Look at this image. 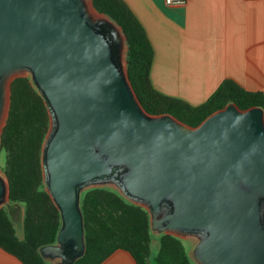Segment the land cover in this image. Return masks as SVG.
<instances>
[{
    "label": "water",
    "instance_id": "1",
    "mask_svg": "<svg viewBox=\"0 0 264 264\" xmlns=\"http://www.w3.org/2000/svg\"><path fill=\"white\" fill-rule=\"evenodd\" d=\"M122 27L93 0H0V150L12 85L31 78L50 115L45 189L61 215L51 264L87 252L82 194L109 187L145 208L157 235L197 264H264V109L230 103L199 126L149 114L132 85ZM0 168V209L22 232Z\"/></svg>",
    "mask_w": 264,
    "mask_h": 264
},
{
    "label": "trees",
    "instance_id": "2",
    "mask_svg": "<svg viewBox=\"0 0 264 264\" xmlns=\"http://www.w3.org/2000/svg\"><path fill=\"white\" fill-rule=\"evenodd\" d=\"M96 9L118 23L128 41V68L132 85L149 114H171L181 122L199 126L230 103L246 110L264 109V92L248 91L225 80L202 105L165 95L153 85L151 72L155 51L148 33L125 0H93ZM50 127V115L31 78H18L12 85V103L0 152L6 153L3 169L10 183L12 204L24 210L20 232L7 208L0 209V248L24 264H51L40 248L57 242L61 215L45 189L42 148ZM86 254L75 264H102L118 250L128 251L137 264H195L185 241L162 234L155 237L148 211L109 188H94L82 194ZM157 254L152 256L153 244Z\"/></svg>",
    "mask_w": 264,
    "mask_h": 264
},
{
    "label": "crops",
    "instance_id": "3",
    "mask_svg": "<svg viewBox=\"0 0 264 264\" xmlns=\"http://www.w3.org/2000/svg\"><path fill=\"white\" fill-rule=\"evenodd\" d=\"M152 42L151 72L161 93L204 104L225 80L264 92V0H125ZM0 264H24L0 248ZM102 264H137L125 250Z\"/></svg>",
    "mask_w": 264,
    "mask_h": 264
},
{
    "label": "rangeland",
    "instance_id": "4",
    "mask_svg": "<svg viewBox=\"0 0 264 264\" xmlns=\"http://www.w3.org/2000/svg\"><path fill=\"white\" fill-rule=\"evenodd\" d=\"M5 164H6V153H5V152H0V168H1V169H4ZM152 233H153V235H154L155 237H159V236H160V235L155 234L154 232H152ZM184 241H185V245H186V247H187V249H188V251H189V255H190V257H191V253H192L193 250H194L193 244H191L190 242H188V241H186V240H184ZM158 249H159V244H158V242L155 241V243L153 244V247H152V256H153V257L157 254ZM191 259H192V261H193L195 264H197V262L194 260L193 257H191Z\"/></svg>",
    "mask_w": 264,
    "mask_h": 264
},
{
    "label": "built area",
    "instance_id": "5",
    "mask_svg": "<svg viewBox=\"0 0 264 264\" xmlns=\"http://www.w3.org/2000/svg\"><path fill=\"white\" fill-rule=\"evenodd\" d=\"M168 6H185L187 0H166Z\"/></svg>",
    "mask_w": 264,
    "mask_h": 264
}]
</instances>
